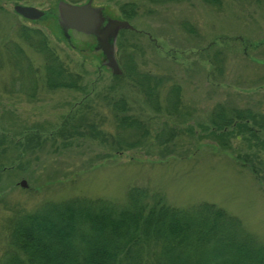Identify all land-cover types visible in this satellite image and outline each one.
I'll list each match as a JSON object with an SVG mask.
<instances>
[{
  "label": "rangeland",
  "instance_id": "1",
  "mask_svg": "<svg viewBox=\"0 0 264 264\" xmlns=\"http://www.w3.org/2000/svg\"><path fill=\"white\" fill-rule=\"evenodd\" d=\"M58 1L0 0V261L15 250V221L43 203L83 197L119 205L131 187L175 208L212 202L264 244V0H91L111 18L121 17V3L138 6L132 29L115 36L117 74L93 35L62 30ZM15 4L45 14L28 20ZM23 26L46 36L81 75L80 89L45 86L41 54L18 36ZM122 51L136 70L161 79L154 99L123 73ZM119 98L146 130L132 147L125 142L138 138L137 129L117 127L113 116ZM217 105L249 108L262 118L260 133L211 132Z\"/></svg>",
  "mask_w": 264,
  "mask_h": 264
},
{
  "label": "trees",
  "instance_id": "2",
  "mask_svg": "<svg viewBox=\"0 0 264 264\" xmlns=\"http://www.w3.org/2000/svg\"><path fill=\"white\" fill-rule=\"evenodd\" d=\"M137 10V4L126 1L117 9L121 17L114 16L128 21ZM18 36L41 54L47 88H81V75L68 70L39 29L23 26ZM121 56L128 68L123 73L147 101L154 99L161 79L136 70L129 53L122 51ZM178 95V86H172L173 109ZM112 105L117 127L137 129L138 138L125 142L126 147L134 145L145 135L144 126L126 113L124 99L113 100ZM262 122L249 108L226 109L221 105L214 107L209 118L213 133L235 126L236 132L253 137L256 131L260 133ZM9 238L15 250L6 249L0 264H264V244L221 207L201 201L175 208L160 197L149 199L146 190L139 187L129 188L126 201L119 205L83 197L45 202L17 219Z\"/></svg>",
  "mask_w": 264,
  "mask_h": 264
},
{
  "label": "water",
  "instance_id": "3",
  "mask_svg": "<svg viewBox=\"0 0 264 264\" xmlns=\"http://www.w3.org/2000/svg\"><path fill=\"white\" fill-rule=\"evenodd\" d=\"M15 13L29 20L39 19L44 11L30 5H13ZM56 16L63 31L72 30L83 34L93 35L95 47L101 51L104 64L113 74L120 72L114 58L113 43L119 29H132L127 20L111 18L103 14L100 6L91 5V0L82 4H73L59 0L56 5ZM19 185L24 186L21 179Z\"/></svg>",
  "mask_w": 264,
  "mask_h": 264
}]
</instances>
